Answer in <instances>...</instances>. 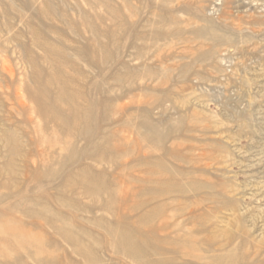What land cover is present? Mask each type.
Listing matches in <instances>:
<instances>
[{"label":"rangeland","instance_id":"obj_1","mask_svg":"<svg viewBox=\"0 0 264 264\" xmlns=\"http://www.w3.org/2000/svg\"><path fill=\"white\" fill-rule=\"evenodd\" d=\"M0 264H264V0H0Z\"/></svg>","mask_w":264,"mask_h":264}]
</instances>
